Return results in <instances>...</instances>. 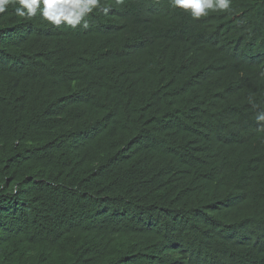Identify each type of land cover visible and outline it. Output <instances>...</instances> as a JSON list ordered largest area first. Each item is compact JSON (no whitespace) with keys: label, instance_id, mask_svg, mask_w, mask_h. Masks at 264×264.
<instances>
[{"label":"trees","instance_id":"obj_1","mask_svg":"<svg viewBox=\"0 0 264 264\" xmlns=\"http://www.w3.org/2000/svg\"><path fill=\"white\" fill-rule=\"evenodd\" d=\"M101 3L0 14V264H264V0Z\"/></svg>","mask_w":264,"mask_h":264},{"label":"clouds","instance_id":"obj_2","mask_svg":"<svg viewBox=\"0 0 264 264\" xmlns=\"http://www.w3.org/2000/svg\"><path fill=\"white\" fill-rule=\"evenodd\" d=\"M120 4L123 0H115ZM232 0H169L172 9L182 10L193 20L206 17L210 12H227L231 9ZM14 8V14L24 20L39 16L41 20L53 26H67L73 29L89 27L86 17L94 10L107 12L101 0H0V14ZM257 123L264 125V111L257 112Z\"/></svg>","mask_w":264,"mask_h":264}]
</instances>
